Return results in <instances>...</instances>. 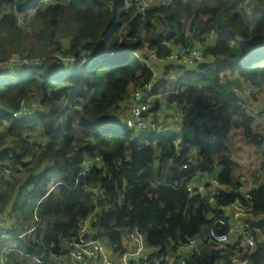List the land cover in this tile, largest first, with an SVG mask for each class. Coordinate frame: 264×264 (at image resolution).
I'll list each match as a JSON object with an SVG mask.
<instances>
[{
	"label": "trees",
	"instance_id": "1",
	"mask_svg": "<svg viewBox=\"0 0 264 264\" xmlns=\"http://www.w3.org/2000/svg\"><path fill=\"white\" fill-rule=\"evenodd\" d=\"M238 1L178 0L138 13L134 7L125 8L123 0H57L45 7L39 0H0V32L6 33L0 43L8 37L26 38L14 12L32 11L28 37L47 53L40 64L16 73L0 68V122L8 123L0 137V159L26 168L29 161L24 159L31 155L35 166H44L38 174L28 170L22 181L0 174V210L9 206L14 219L9 241L23 253L12 254V264H37L34 258L48 264L88 216L93 237L105 240L114 251L122 250L123 232L137 228L158 255L202 234L219 208L236 199L250 206V214L264 213V184L250 189L244 199L239 193L242 183L230 179V160L219 163L220 191L214 203L205 193L188 196L184 182L212 169L209 152L215 142L182 134L183 146L176 149V132L137 131L125 126L126 115L118 118L129 88L153 74L139 50L164 58L172 49L170 41L193 46L213 37L204 48L211 61L191 68L166 65L152 86L151 117L163 104L190 107L197 116L210 112L215 135L235 128L248 143L263 147L264 170V137L253 129V118L240 97L242 82L251 89L264 86V0H256L251 23L236 10ZM57 53L77 55L79 60L69 69ZM8 55L0 50L1 58ZM37 55L34 49L26 54ZM29 98L34 102L31 115L14 118L4 111ZM36 124L46 138L43 146L29 142L25 134ZM193 146L199 147L197 157L188 156ZM86 159L93 162L81 174ZM182 163L187 168L180 170ZM52 182L59 183L48 191ZM249 225L255 247L248 258L251 264H264V241L258 239L264 236V218ZM198 247L183 255L184 264H232L225 250L205 238Z\"/></svg>",
	"mask_w": 264,
	"mask_h": 264
},
{
	"label": "built area",
	"instance_id": "2",
	"mask_svg": "<svg viewBox=\"0 0 264 264\" xmlns=\"http://www.w3.org/2000/svg\"><path fill=\"white\" fill-rule=\"evenodd\" d=\"M175 1L178 0H123V3L125 8L134 7L136 12L144 13L153 6H165ZM56 2L57 0H39L38 4L41 7H45ZM255 4L256 0H239L237 3L236 10L243 15L245 21L248 23H251L253 20ZM14 15L16 24L21 28H26L32 18V11H15ZM170 44L172 49L166 57L159 58L154 52H151V57L162 61L164 60L168 63H177L186 68H191L206 60L204 54L206 45L203 43L199 42L193 46H185L181 44L174 45L172 41H170ZM56 56L64 61L69 69L73 68L79 60V56L77 55H63L57 53ZM42 60V57H28L26 55L11 56L6 59L0 57V68L9 73H16L24 66H35L40 64ZM149 68L153 73L152 77L140 86L132 87L129 90L128 99L134 100V103L126 113L124 120L125 126L137 131L150 129L156 133L169 132L165 126L158 124V122L151 117L152 113L149 105L151 99L155 96L152 94L151 90L157 78L155 77L153 68L151 66ZM33 103L31 98L22 99L16 109L6 108L4 111L11 114L14 118H24L33 113ZM76 107L79 110L81 109L80 105H76ZM245 107L248 114L253 118V121L257 118L262 120L261 129L264 132V107L259 109L247 105H245ZM174 109L176 112L181 110L178 105H175ZM187 121L194 130L193 137L198 140L210 142H214L217 139V135L210 130L211 123L205 115L197 116L194 111H191ZM173 146L176 149H180L183 146V136L177 131L173 139ZM191 155L190 152L188 156ZM92 162L91 159L84 160L83 168L80 173H86ZM178 168L183 170L187 168V165L186 163H182ZM23 169L24 167L20 164L13 165L9 160L3 161L0 159V174L3 178L10 179ZM58 183L59 182H52L48 191L52 190ZM184 185L189 197L196 194H203L206 186L197 176L188 178L184 182ZM93 191L96 194L99 193V190L95 188ZM219 191V183L217 179H213L208 186V202L214 203ZM40 200L41 199L37 200L36 205ZM249 209V205L243 204L238 199L231 202L228 206L219 208V213L212 218L203 236L208 242L215 244L217 248L225 250L232 264H251L248 255L255 247V237L253 236L249 221L258 220L254 219L258 215H263L264 218V213L252 215L249 213ZM33 216L36 218V206L33 211ZM9 219V213L5 210H0V241L5 242L10 238ZM90 220L91 216L81 220L77 234L66 239L64 250L57 255L60 261L64 262L70 259L74 264H184L182 261L183 255L195 252L199 248L198 236H193L180 242L176 250L155 255L152 254L151 248L147 246L144 234L137 228H133L124 231L122 234L126 237L127 242L130 243V248H122L120 251H114L103 239L93 237L94 230L90 225ZM258 239L259 241H264V236H260ZM229 245H233L234 249L228 248ZM14 252L18 251L12 245L4 246L0 252V263L9 259ZM34 262L41 264L45 261L34 258Z\"/></svg>",
	"mask_w": 264,
	"mask_h": 264
},
{
	"label": "crops",
	"instance_id": "3",
	"mask_svg": "<svg viewBox=\"0 0 264 264\" xmlns=\"http://www.w3.org/2000/svg\"><path fill=\"white\" fill-rule=\"evenodd\" d=\"M213 42V37L207 38L203 44L207 45L209 43ZM151 52L147 49L139 50L138 56L142 61H144L149 67L151 66L155 72V77L159 79L164 72V69L167 64H170L166 61L159 60L157 58L151 57ZM212 60L211 57H206V60ZM177 64V63H172ZM177 73V72H176ZM175 74V73H173ZM242 86H249L248 83L242 82ZM132 86L129 88L131 89ZM254 97L251 98L249 96L248 98L240 97L244 101L245 105L252 107V108H263L264 107V86L260 89H252ZM126 103H123L125 105V109L121 115L118 116V118H123L124 115H126L128 109L130 106L134 103V100L128 99L125 101ZM33 106V105H32ZM191 108L187 107L185 110H179L176 112L174 107H169L166 104H163L160 106L159 110L156 112L154 120L158 122V124L165 126V128L168 131L173 132H179L181 134H185L189 137L194 136V130L191 126V124L187 121V118L189 114L191 113ZM206 118L211 123L210 118V112L208 114H205ZM262 120L260 118H257L252 122L253 129L256 132H259L263 134L264 132L261 129ZM8 127V123L5 120H2L0 122V137L5 136L6 129ZM34 127V126H33ZM29 128L25 134L28 136L29 131L33 128ZM42 131V139L41 140H35V138H32L28 136L29 142H38L41 146L45 143V136L43 133V129L41 127ZM6 141H9L8 137H4ZM216 144L215 146L210 150L209 154L211 156L213 167L211 170L204 172L197 177L202 180L206 185L209 186L210 182L213 179H216L218 172L220 171V161L222 160H230L232 162L231 165V173H230V179L233 183L241 182L242 186L239 189V193L242 195L244 199L248 198L250 189L264 184V170L260 166L261 162V154L263 147H256L246 141L244 138L242 132L239 129L231 128L228 133L218 136L217 139L214 141ZM3 146V145H1ZM191 152V157H197L199 152V147L193 146L190 148L189 153ZM6 161V160H5ZM25 169L22 171L17 172L13 177L17 180L22 181L26 175L24 174ZM18 174H21L20 178L17 177ZM208 186L205 188V191L203 193L207 194ZM6 212H10L9 206H7L4 209ZM9 223L12 224L14 222L13 216L9 213ZM263 218V215H258L254 219H261ZM206 230V229H205ZM205 230L202 234L198 235V240L203 239ZM105 241V240H104ZM106 242V241H105ZM121 244L122 248H130V243L127 242V239L124 235H122L121 238ZM12 245L17 249L18 252H21L11 241H0V252L2 251V248L4 246ZM152 251V249H151ZM14 252L13 254L22 255L23 253ZM12 256V255H11ZM11 256L6 261H3V263L0 264H12L11 262ZM30 264V263H28ZM47 264V262H46ZM48 264H74V262L70 259L63 261H60L58 259L57 255H51L49 257Z\"/></svg>",
	"mask_w": 264,
	"mask_h": 264
},
{
	"label": "rangeland",
	"instance_id": "4",
	"mask_svg": "<svg viewBox=\"0 0 264 264\" xmlns=\"http://www.w3.org/2000/svg\"><path fill=\"white\" fill-rule=\"evenodd\" d=\"M31 30V26L28 25L26 28H23V31H25L24 36H27L26 38H24L23 40H17L15 39V41H13L10 37H8L7 42L5 43H0L1 44V51H3L5 53V55H8L9 57L11 56H19V55H26L27 52L30 53V51L32 49H34L35 54H38L37 56L39 57H44L45 55H47V53L45 52V49L41 48L39 45L35 44L31 38L28 37V32L30 33ZM1 38H6V33L5 32H0V39ZM210 38V37H209ZM63 38L60 37V41H62L61 44H64L63 42ZM53 48V46L50 47V49ZM22 52V53H20ZM45 52V53H44ZM241 96L243 98H248L249 96H251V98L254 97L252 89L249 86H244L242 88L241 91ZM116 126H118V124H115ZM33 127V126H32ZM32 138H35V140H41L42 139V131H41V126L39 124L34 125V127L29 131V135ZM44 145V144H43ZM34 150V149H33ZM25 161H29V164L25 169V172H28V170H34V172L36 174L40 173L43 169V164L39 165V166H35L36 164V158L31 155H28L25 157L24 159ZM24 172V174H26ZM21 174H18L17 177L20 178ZM34 202V200H33ZM37 202V201H36ZM36 206V203H35Z\"/></svg>",
	"mask_w": 264,
	"mask_h": 264
}]
</instances>
